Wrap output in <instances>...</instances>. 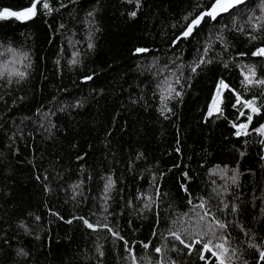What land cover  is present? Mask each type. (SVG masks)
Wrapping results in <instances>:
<instances>
[{
    "label": "trees",
    "instance_id": "1",
    "mask_svg": "<svg viewBox=\"0 0 264 264\" xmlns=\"http://www.w3.org/2000/svg\"><path fill=\"white\" fill-rule=\"evenodd\" d=\"M27 3L28 0H0V8L19 9ZM61 3L66 7L60 8ZM191 4L192 0H142L137 17L130 19L127 12L135 10V5L125 0H55V7L59 11L52 16H39L27 23L15 19L0 21V42H12L16 47L23 45L31 53L33 61L29 80L18 87L13 85L11 95L6 97L9 104L13 99L17 100L13 110L5 115V105L0 103V117H4L5 130H14L12 120L19 124L22 118L32 116L37 108L47 111L53 107L50 103L53 97L57 98L56 107L60 106V101L68 104L78 99L85 101L82 108L58 112L52 117L58 126L52 138H46L47 133L42 130L36 132L34 125L25 121L26 127L22 125L25 139L17 138L11 149L5 146V142H0V235L7 229V238L12 246H22L32 254L31 264H85L83 256L92 248L93 236L90 231L79 221L69 225L49 216L48 210L51 208L59 212L65 220L71 218L74 211L87 216L93 207L92 197L98 196L102 188L100 177L110 170L115 173L117 188L125 190L126 200L129 194H135L137 188L147 189V175L144 180L139 176L146 167L155 165L157 174L167 173L162 183L163 191L168 192L169 197L162 207L174 204L182 211L186 210L184 195L179 187L182 170L188 171L192 177L190 187L200 190L208 180V169L217 164L230 167L239 164V170L243 173L240 191L245 194L242 201H237L240 206L239 219L245 228L264 236V218L253 219L254 216L259 217L260 202L256 201L255 209L251 203L253 186L257 189V195L264 187V170L257 156L258 145L250 144L246 155L241 158L236 149L244 150V138H235L224 119L209 120L208 123L203 120L214 82L223 75L238 86L239 69L233 68L229 72L221 64L205 68L191 80V86L186 87L183 100L170 105L174 114L164 120L158 116L155 100L146 87L148 77L141 76L136 68L138 59L132 50L137 46L152 48L155 55L164 60L173 56H181L186 61L192 59L195 40L176 49L169 48V38L173 32L170 25L180 21L190 10ZM252 6H255L254 3H250ZM90 10H96V21L101 28L95 38V49L83 56L82 66L69 68L67 60L72 49L68 47L67 40L69 37L84 40L85 30L81 21ZM60 23H64L66 28L59 29ZM232 39L237 52L250 51L254 47L249 46L243 36L233 34ZM62 47L63 53L60 51ZM80 47L86 51L83 43ZM58 58L61 59L60 66L55 64ZM151 59L152 56L148 55L145 62ZM245 62H256V58L250 61L245 59ZM259 71L264 73V60L259 61ZM86 74H92L94 79L82 82ZM141 90L153 105L147 110L139 104H130L129 97L139 96ZM4 91L0 88V94ZM19 97H24L23 101ZM232 113L231 108L226 109L229 119L234 118ZM29 131L33 132L34 139L27 137ZM177 140L180 141L182 155L175 152ZM17 148L18 153L15 152ZM137 152H143L146 161L137 162L135 171L130 172L127 163ZM78 155L84 159L77 160ZM173 164L181 167L169 172ZM80 167L85 169V179L90 173L92 181L88 183L86 180L85 184V195L89 197L87 204L74 209L72 201L65 203L63 188L78 178ZM45 169L50 179L56 172L65 173L63 180H52V193L44 192L35 179V175ZM250 172L256 173L255 177ZM121 206L117 196L112 211L120 212ZM29 213L41 217L39 226L33 223ZM19 219L33 226L34 235H25L22 229L17 228ZM95 219L93 216L92 222ZM129 219L132 221L131 227L128 225ZM120 222L123 234L130 241L147 242L155 225V215L146 212L143 218H139L125 209ZM161 223L167 226L163 211ZM35 234H39L40 239H35ZM99 235L101 242L107 245L105 237L110 240V235L106 231H101ZM232 236L237 237L234 243L243 239L235 228L232 229ZM158 243L159 240H153V246ZM120 251L122 254V247ZM138 251L143 253L142 249ZM105 252L106 264H117L110 246L105 247ZM149 254L155 260L151 248ZM12 257V248L5 246L0 251V264H13ZM189 264H197L195 257L189 259Z\"/></svg>",
    "mask_w": 264,
    "mask_h": 264
},
{
    "label": "snow or ice",
    "instance_id": "2",
    "mask_svg": "<svg viewBox=\"0 0 264 264\" xmlns=\"http://www.w3.org/2000/svg\"><path fill=\"white\" fill-rule=\"evenodd\" d=\"M128 4H134L135 10L127 12L130 19H135L142 8V0H125ZM250 3L255 6L250 7ZM66 5L60 4V8ZM59 11L55 7V0H28V3L19 8H0V21L15 19L21 23H27L39 16H52ZM84 27V40H77L69 37L68 47L72 49L67 60L69 68L83 65V56L87 51L95 49V38L101 31L99 22L96 21V10L86 13V18L81 21ZM170 27L173 29L169 38V48L176 49L181 44H191L196 41L191 60H185L181 56L169 57L164 60L155 55L152 48L148 46H137L132 54L137 57V71L141 76H147L146 87L150 89L152 98L155 100V110L158 116L164 120L170 119L173 115V102L183 100L186 87L191 86V80L198 76L205 68L212 64H221L226 71L233 68L239 69L238 86L229 82L223 75L214 82L213 92L210 95L209 103L206 105V114L203 116L205 123L209 120L224 119L233 130L232 135L237 138H244L243 149H236L240 157L246 155V149L250 144L259 147L257 156L261 161V169L264 170V73L259 71V61L264 60V0H192L191 8ZM66 25L60 23L59 29H65ZM177 29H179L177 31ZM55 31V30H54ZM243 36L248 40L250 51H235L236 45L232 36ZM200 39H197V38ZM86 47L82 51L80 45ZM61 53L64 49L61 48ZM183 51V49H181ZM148 55L152 56L149 62H145ZM228 56L229 59H225ZM59 57V54H58ZM144 57L145 59H141ZM256 58V62H245V59ZM60 66L61 59L55 61ZM33 61L29 51L23 45L16 47L12 42L4 44L0 42V88L5 91L0 94V103L5 105V115L11 112L17 104L13 99L9 104L6 99L11 95L13 85L20 86L30 78V70ZM187 73V75H185ZM94 76L86 74L82 82L92 81ZM67 92V89H64ZM23 101L24 97L18 98ZM131 105H141L147 110L153 105L149 103L143 90L139 96L129 97ZM57 98L50 101L53 107L47 111L37 108L32 116H26L17 124L12 120L14 130H5L4 117H0V142H5L9 149L16 142V139H25V121L34 125V130L47 133L46 138L54 136L57 124L52 117L57 113H64L69 109H79L84 106L83 99L76 100L73 104L60 101L56 107ZM233 110V119L226 115V109ZM255 121V123H254ZM110 135V133H108ZM27 137L34 139L33 132L29 131ZM180 141L177 140L175 152L181 154ZM15 152H19L17 148ZM15 154V153H14ZM2 156V154H0ZM83 156H77V160H83ZM139 161H146L143 152H137L130 157L127 168L130 172L135 171ZM35 167V165H33ZM155 165L146 167L140 174L139 179L144 180L147 175V189L137 188L135 194H129L125 200L124 189L117 188L115 173L100 177L103 181L99 195L92 197L93 207L88 215L77 214L75 211L71 218L66 219L59 212L49 208L48 215L69 225L79 221L86 230L93 236L92 248L86 251L83 259L85 264H106L105 247L110 246L112 253L117 258V264H189V259L195 257L197 264H264V236H258L256 232L245 228L244 223L239 219L240 206L237 201H242L245 195L241 192V176L239 164L236 167L229 165H214L208 169V180L204 188L195 190L190 187L192 177L188 171H181L182 182L179 187L184 195L186 210H178L174 204H168L163 208L164 202L168 199L169 193L163 191V178L167 173L154 170ZM179 164H173L168 171L180 168ZM204 167V165H200ZM85 169L79 168L78 178L63 188L66 199L65 203L73 202L74 209L86 205L89 197L85 195L86 180L92 181L89 173L85 179ZM65 173L56 172L50 179L48 170L35 175V179L41 184L44 192L52 193V180L59 182L64 179ZM255 177L256 173L250 172ZM206 189V191H205ZM90 190V189H89ZM121 201L120 212L112 211L116 197ZM259 200V217L264 218V187H261L257 195L255 185L252 188L251 203L256 208V201ZM215 201V203H213ZM125 209L131 211L139 218L144 214L154 213L155 225L151 230V238L143 240H129L123 234L124 229L120 218L125 215ZM161 211L164 212L166 227L161 223ZM33 223L39 226L41 217L32 213L28 214ZM95 216V222L91 218ZM132 221L128 220L131 227ZM17 228L22 229L25 235H34L33 226L26 220L19 219ZM237 229L243 236L238 243H234L237 237L232 236V229ZM7 229L0 235V251L5 246L12 248L13 264H31L32 254L24 247H13L7 238ZM106 231L111 239L105 237L106 243L101 242L99 233ZM35 239H40L35 234ZM159 243L153 246V240ZM122 247V254L121 249ZM155 254V260L149 254V249ZM139 249L143 253H139ZM251 252V256L249 253ZM175 254V255H173ZM183 257V259H179Z\"/></svg>",
    "mask_w": 264,
    "mask_h": 264
}]
</instances>
